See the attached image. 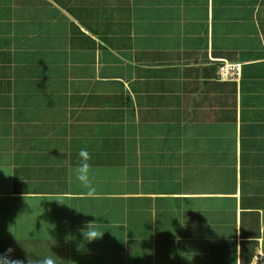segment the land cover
Listing matches in <instances>:
<instances>
[{"label": "crops", "instance_id": "1", "mask_svg": "<svg viewBox=\"0 0 264 264\" xmlns=\"http://www.w3.org/2000/svg\"><path fill=\"white\" fill-rule=\"evenodd\" d=\"M7 23L3 65L17 41L19 77L58 101L34 122L20 112L32 97L0 101V255L250 264L264 251V0H0L2 43ZM54 36L68 39L58 63ZM225 64L238 75L221 78Z\"/></svg>", "mask_w": 264, "mask_h": 264}, {"label": "rangeland", "instance_id": "2", "mask_svg": "<svg viewBox=\"0 0 264 264\" xmlns=\"http://www.w3.org/2000/svg\"><path fill=\"white\" fill-rule=\"evenodd\" d=\"M64 25H66V24H64ZM4 26H6L8 29V33H6L7 39H4L6 41L5 43H2V41H0V47L4 46V44H7L9 42L7 40H9L10 33L12 32V35L14 33L12 24L7 23L6 25L4 24ZM25 26L27 28V25H25ZM59 29L62 30V32L65 30V28H63V26H62V28H59ZM50 39H52V40H49V44L51 45V47L49 49L50 50L56 49V50L50 51V53H49L50 57L49 58L51 60H53L55 63H58L57 62L58 58L59 57L61 58V56L64 55V52H62V49L64 46H66L68 39H66V40L63 39L64 42H62L60 40V38L55 37V36L51 37ZM52 41H54V42H52ZM14 43H15V47L13 46L14 49L8 50V54L10 55V56H8V62H6L5 65H3V62L0 60V101L7 103V101L9 99L12 100L13 96H15V98H14L15 101H16V99L21 101L24 98H26L25 100H27V95H28V98L32 97L34 99V102H36V104H37L36 107H38V105H39V108H37V110H21L20 111L21 115H23L24 117H26L29 120H32V122H34L36 119H39V118H46V121H48L47 118L49 119V117H46V114H45L47 111L46 112L44 111V109L46 107L45 103H47V105L52 106L51 103H55L58 100H55V98L53 97L54 96L53 93H52V96H50L48 94L49 91H48L47 87H44V89H43L44 93H45V97H42L39 95H38L39 97L34 96V94H37V92L33 94L31 92V89L35 85H36V87L40 88V84H39L40 80H41L40 76L37 75V77L35 79V81L37 83L34 82L36 84H30L28 74L25 76H22V78L19 77L20 69L18 67H21L19 64L25 63L27 61V59H25L24 56H22L23 54H21L20 51L18 50L20 48L21 51L23 52V50H22L23 48L20 45V43H18L17 41H14ZM70 45H72V40L69 39L68 46H70ZM24 55H26V54L24 53ZM47 67H49L48 70L46 68V71L43 72L45 78L52 76V74L59 76L58 71H57V70H59V67H57L56 65L49 64L48 60H47ZM60 72H61V76H59V79H61V82H59L60 80H54L53 82H54L56 87L63 89V86H64L63 78H64L65 73L62 71H60ZM30 78H31V76H30ZM45 84L46 83H45V79H44L41 82V87H43ZM28 90H30L31 93H29ZM63 100H64V98L63 99L61 98L60 103ZM9 102L10 101H8V103ZM16 105H17V103H16ZM16 105H15V107H12V105H11V109L13 112L15 111L14 109L17 108ZM33 109H36V108H33ZM52 111H55V113H56V110L51 108L50 111L48 110V114H50L51 116H53V114H54V112H52ZM60 112H61L60 115L65 117L66 112H64V109H62V105H61ZM35 127L36 126L33 125V128H35ZM21 130H23V128ZM11 223L9 224V227H10V230H13V225Z\"/></svg>", "mask_w": 264, "mask_h": 264}, {"label": "clouds", "instance_id": "3", "mask_svg": "<svg viewBox=\"0 0 264 264\" xmlns=\"http://www.w3.org/2000/svg\"><path fill=\"white\" fill-rule=\"evenodd\" d=\"M79 157V163L74 168V174L77 181H79L80 185L87 189L89 194H91L92 191H94V188L92 187L90 175H89V164H88V153L85 149H81L78 153ZM84 231L89 232V235L92 237L88 241H92L94 239H97L101 236H97L95 230H89L88 224L85 225ZM84 239V233L82 232ZM12 249H8V252H11ZM33 261H35V264H56V262L48 256L44 257H38L36 260H32L30 257L28 259V264H33ZM0 264H24L23 261L20 260H10L7 255H0Z\"/></svg>", "mask_w": 264, "mask_h": 264}, {"label": "built area", "instance_id": "4", "mask_svg": "<svg viewBox=\"0 0 264 264\" xmlns=\"http://www.w3.org/2000/svg\"><path fill=\"white\" fill-rule=\"evenodd\" d=\"M239 70L231 65L225 64L220 67L219 75L221 78H232L238 75ZM250 264H264V251L258 250L254 253Z\"/></svg>", "mask_w": 264, "mask_h": 264}]
</instances>
